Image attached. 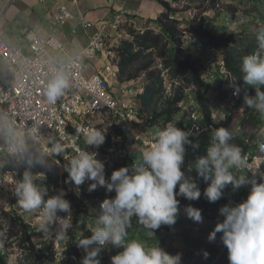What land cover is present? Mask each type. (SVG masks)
<instances>
[{"label": "clouds", "instance_id": "obj_1", "mask_svg": "<svg viewBox=\"0 0 264 264\" xmlns=\"http://www.w3.org/2000/svg\"><path fill=\"white\" fill-rule=\"evenodd\" d=\"M123 24L120 25L118 22V34L115 33L114 24L112 25L113 30L110 31L112 36L117 39V42H113L115 56L112 61L115 72L119 60L116 49L121 43L120 28H123ZM131 26L133 25L130 24ZM146 28L155 29L156 25L154 23L153 27ZM187 38L188 36H186L185 44ZM189 39L194 44L193 39L191 37ZM256 42V49L251 54L242 57L240 67V71L243 73L242 78L230 80L227 86L230 88L232 104L241 98L244 107L264 114V28L256 33ZM204 73V75L207 74ZM110 77L114 78V82H111L114 88L115 82H119L128 85V88L133 92H137L136 96L132 94L130 96H133L132 100L138 105L139 116L141 105L140 101L138 103L135 98H138L143 88L132 87L130 84L134 82V79L120 82L117 75ZM67 87L68 80L63 73H55L44 88L48 101L55 103ZM233 113L234 110L229 111L225 116V118L232 117L229 128L223 126L215 128L213 125L201 126L197 123L200 114L197 115L196 110L189 113V119L193 121L192 128H196L197 131H210V144L207 146L205 154L198 156L194 164L188 166V171L194 169L197 177L207 184L203 190V196L210 203L220 200L224 190L228 193L227 198L238 200L243 197L242 187L247 186L246 199L239 203H229L220 207L219 215L223 217V220L217 221L207 239L209 242H214L217 233L221 234L220 240L228 251L229 264H264V169H249L247 175L244 172L242 173L245 175L236 174L244 168L246 163L243 154L245 138L262 141L258 144L260 153H264V139L253 135L252 132L245 134L240 127H233ZM137 127L142 128L141 126ZM190 129H184L178 123H167L155 136H149L155 137V139L149 142L146 149L140 150V159L129 166H122L112 171L110 178L107 179L105 162L97 158L98 152H90L87 148L80 150L74 158L63 165V170L67 173L64 181L65 188H70L69 185L72 186L71 190H74L76 195L72 191L68 193L64 188L60 189V174L55 167L54 160L49 156L48 158L52 159L55 171L59 175L58 177L55 174L57 190L54 195L49 194V188L43 183H36L37 177L30 171L23 172L22 178L16 182L14 177L21 165L17 169L15 168L17 173L13 175L15 183L13 194L17 198V205L24 212L35 213L41 217L35 232L40 230L37 232L44 234L45 239L52 237L50 244L43 245V241H41L39 248H46L50 245L55 256L54 250L61 246V251L64 248L63 252H65L63 258L70 259L73 264H181L182 254L180 253L169 254L158 243L147 246L141 241L135 239L129 241L126 238L129 236L128 229L132 227L133 218L136 219L138 225L144 228L138 227V233L148 230L149 236L155 235L156 230L160 229L162 225L174 226L180 212L179 205L183 204L177 197L188 200L187 203H184L188 205L183 208V212L194 223L201 224L205 217L218 216L219 206L226 201L219 203L214 210L203 208V211L190 204L191 201L198 200L202 195L197 181L183 170L187 146L199 147L190 139L192 136ZM81 131L87 147L92 146L99 149L105 143L107 128L101 130L88 127ZM28 141L32 140L26 141L28 153L23 165L28 162L32 163L29 161L28 155L34 150L29 149ZM33 144L36 145L34 142ZM52 151L58 155L62 149L57 146ZM0 156L3 159V156ZM55 157L53 155V158ZM37 163L51 171L44 159L38 160ZM4 165L9 164L4 162ZM10 166L11 168L6 171L13 170L11 164ZM234 169L236 171H233ZM5 172L0 178H4ZM45 177L46 172L39 173L41 180ZM86 181L92 182L84 187L81 194V186ZM4 185L5 183H0V188ZM238 189L239 194L233 192ZM67 194L68 199H66ZM73 198L78 199L80 205L84 206L87 212H81L78 215ZM90 201L96 203L95 209L90 206ZM71 203L75 208L74 222ZM198 205H201V202ZM12 208H14L13 205ZM91 215L96 225L83 229L82 224L85 225L88 222V216L91 217ZM76 223H81L78 235L77 232L72 233ZM53 226L56 227V230L53 229ZM87 230L91 231L90 236L84 235V231ZM77 236L80 238L79 240ZM62 240H66L65 244H61ZM71 240L79 254L70 253L68 250L67 244ZM112 247L119 250L115 255H112ZM0 248H3L2 242H0ZM103 249L107 255L101 263L99 254ZM10 254L7 264H14L11 263L14 260L11 259ZM20 256H22L21 252ZM208 256L209 253L203 251V257L207 259ZM55 258H58L57 255Z\"/></svg>", "mask_w": 264, "mask_h": 264}, {"label": "built area", "instance_id": "obj_2", "mask_svg": "<svg viewBox=\"0 0 264 264\" xmlns=\"http://www.w3.org/2000/svg\"><path fill=\"white\" fill-rule=\"evenodd\" d=\"M78 1L59 0L50 17L51 21L62 24L77 18L83 22L82 14L69 7L70 4L76 5ZM118 22L114 24L116 34ZM112 35L103 28L79 52L55 60L49 51L59 52L65 48V43L56 36H41L34 29L30 30L26 34L30 53H24L0 33V57L8 70L7 77H0V155L13 168L5 172L0 183L7 180L13 183L17 167L25 164L27 140H32L45 155L54 160L60 174V189L64 188L68 193L72 191L75 194L71 190L72 186L65 188L67 173L64 172L63 165L80 150L87 148L90 152H98L97 158L105 162L107 179L112 171L134 163L136 159L132 153L138 151L140 154V150L146 149L149 142L155 139L143 134L142 128L133 124L141 122L138 105L129 99L131 94L136 96L137 92L119 82H115L117 88H114L110 82L109 76L116 77L112 59L115 56L113 42H117V39ZM97 52H102L106 64L100 71L86 76L83 72L87 66L86 60L93 58ZM55 73H63L68 80V87L55 103H51L44 88ZM88 127L101 130L107 128L105 143L99 149L85 145L81 130ZM260 142L262 141L259 139L245 138L243 154L246 163L237 175L242 172L247 175L249 169H262L264 153L259 152ZM57 146L62 149L58 155L52 151ZM53 155L56 157L53 158ZM91 182L86 181L81 186V194ZM233 192L239 194V189ZM68 198L67 194L66 199ZM71 206L74 222L75 208L72 203ZM35 219L41 220V217L36 214ZM53 229L56 230V227L53 226ZM106 255L103 249L99 254L101 263ZM81 260L82 258L80 263Z\"/></svg>", "mask_w": 264, "mask_h": 264}, {"label": "trees", "instance_id": "obj_3", "mask_svg": "<svg viewBox=\"0 0 264 264\" xmlns=\"http://www.w3.org/2000/svg\"><path fill=\"white\" fill-rule=\"evenodd\" d=\"M164 11L153 21L156 25V29L146 28L144 30H137L133 26L129 27L127 32L129 37L121 41L119 47L116 49L118 55V63L116 65V75L120 82L130 81L136 79L140 73L144 74L145 84L143 91L138 95L140 101L139 118L140 123L134 122V125L141 126L144 128L159 125L162 129L167 123L174 122L178 123L180 127L184 129H190L193 121L191 119L185 120L184 117L179 118V114L182 111L180 103L185 98V89L189 85L193 84L198 89L196 95L197 101L200 104V115L199 125H213L215 128L226 127L229 128L232 123V117L227 116L225 119L220 120L216 123L211 117L210 104L203 99L201 89L207 87V82L202 75L204 74V67L202 63L197 62L193 57L192 53L186 52L185 40L186 36H190L194 41V46L198 47L200 44H207L215 48L222 55L224 66L227 69L228 76L225 81L229 85V81L233 79H240L243 73L240 71L242 57L251 54L257 47L254 42L244 45V48L238 47L239 41L234 37L226 36L223 31L217 32L218 29L212 27L209 23L207 16L199 15L204 13L207 9H213L214 15H217L219 11L216 8V0H203L207 4H198L196 8L199 9V14L193 18L185 17V24L176 18V8L171 6L168 0H157ZM177 1V0H171ZM172 16V17H171ZM216 18V17H214ZM126 27L127 24H123ZM158 65L160 67H157ZM164 71L170 77L169 80L172 82H179L173 89V92L167 96L164 88ZM220 90H225L219 85ZM254 92V90H252ZM163 98V103L158 106V100ZM222 97L220 100H223ZM230 130V129H229ZM195 143L199 145L198 148L187 146V152L185 156V167L183 170L191 178L195 179L198 186L201 189V197L198 200L191 201V205L199 208L203 211V208L215 209L216 206L228 200L227 191L224 190L223 197L214 202L210 203L203 196V190L207 184L199 177L194 169L188 171V166L194 164L198 156L205 154L206 147L210 144V131L201 130L196 134H192L190 137ZM27 145L30 150H34V144L32 141H28ZM30 155H28L29 158ZM38 159L34 160L31 164L21 165L18 169V173L15 175V181H19L22 178V174L25 171H30L34 176L37 177L36 183H43L44 186L49 188V194L54 195L57 190V177L55 175L53 161L50 158H46L47 167L51 168L48 171L47 168L37 163ZM11 166L4 165L2 167V173ZM46 172L45 179L39 178V173ZM15 190V187H14ZM11 192V203L15 207L17 205V198ZM178 191V186H177ZM180 203H187L188 200L183 197H177ZM201 202V205L197 204ZM76 212L79 215L81 212H87L84 206L80 205V201L73 198ZM1 213L7 214L12 224L17 226L15 233H8L4 228V222H0V242L3 244V248H0V264H7L9 259V252L6 247H10L13 243L7 241L8 237L13 234L17 236L18 242L16 247L20 250L23 257L26 258L31 264H56L57 259L54 256L52 247L49 245L46 248H39L37 243L34 241V227L19 217L15 209L12 208L9 211L1 210ZM96 225V224H95ZM144 229L142 226L136 223V219L132 220V227L128 229L129 237H134L139 229ZM84 228V223L82 224ZM165 226H161L162 230ZM85 236H90L91 231H84ZM6 237V238H5ZM128 237V236H127ZM15 242V241H14ZM15 244V243H14ZM67 248L70 253L79 254L78 250L74 246V242L71 240L67 244ZM119 251L118 249L112 250L113 255ZM112 256V255H111ZM110 256V257H111ZM109 257V258H110ZM60 264H73L70 259H67Z\"/></svg>", "mask_w": 264, "mask_h": 264}, {"label": "crops", "instance_id": "obj_4", "mask_svg": "<svg viewBox=\"0 0 264 264\" xmlns=\"http://www.w3.org/2000/svg\"><path fill=\"white\" fill-rule=\"evenodd\" d=\"M57 2L59 0H45L44 2L41 0H0L1 35L10 44L18 46L24 53H30L29 41L26 39V34L30 30L34 29L41 36H56L65 43V48L62 51H52L54 53L49 51L50 56L57 60L65 55L79 52L101 29L105 28L106 33L112 31V25L116 21H119L120 25L127 23L132 24L135 29H144L153 27V21L163 11V7L157 0H79L76 5L70 4L69 7L73 8L75 12L81 13L84 21L70 19L59 24L54 23L50 18L56 10ZM120 32H125L124 27L120 28ZM86 64L85 69L91 74L104 67L106 58L102 52H97L93 58L86 60ZM7 76V67L0 57V77ZM113 79L110 77V82H114ZM234 102L237 103V108L234 109L232 126L240 127L245 134L252 132L253 135L264 139V114L244 107L241 98ZM132 155L134 159L138 160L137 151H134ZM262 169H264V165ZM246 191L247 186L242 187V198L237 200L229 197L224 204L219 206L217 217H205L201 224L194 223L191 219L188 222L184 217L182 221L183 211H180L174 226L163 225L165 228L156 231L153 236H149L148 230H145L137 239L134 238L135 236H128L126 239L130 241L134 238L147 246L158 243L169 254H182L181 264H229L228 251L220 240L221 234L217 233L214 242H209L207 237L217 221L223 220V217L219 215L220 207L229 203H239L246 199ZM186 205L188 204H180L179 207L181 209ZM0 206L6 211L12 209L11 197L3 193L1 188ZM183 222L187 228L180 225ZM203 251L209 253L207 259L203 257Z\"/></svg>", "mask_w": 264, "mask_h": 264}, {"label": "rangeland", "instance_id": "obj_5", "mask_svg": "<svg viewBox=\"0 0 264 264\" xmlns=\"http://www.w3.org/2000/svg\"><path fill=\"white\" fill-rule=\"evenodd\" d=\"M171 6L176 8L178 11L176 12V17L178 20L182 22V25L184 26L185 17L193 18L196 15H198L199 9L196 8V6L200 3L207 4V2L203 0H177L171 1ZM216 8L219 11L217 15H214L213 9H207L204 13H200L199 15L207 16L209 19V23L212 27L215 29H218L217 32L220 30L225 33L226 36L230 35L234 37V39L239 41L238 47L244 48V45H247L249 43L256 42V33L261 29L264 28V0H216ZM164 11V9H163ZM162 11V12H163ZM216 17V18H214ZM115 23V22H114ZM130 27V24H127L125 28V32H120L122 35L120 38V41H122L125 38H128L129 34L127 32L128 28ZM156 29V28H155ZM188 36V35H187ZM190 36L187 38L186 51L191 52L193 54V57L198 60L197 62L202 63L204 67V71L207 73L206 75H202L204 79L209 82L207 84V87H203L201 89V94L203 95V99H205L211 107V117L214 121L218 122L221 119H224L226 114L229 113V111H232L237 108V103H233V99L230 96V88H228L227 83L224 82L226 77L229 75L227 72V69L224 66L222 55L217 51L215 48H213L210 45L203 44L198 46L199 48H195L194 44H192V41L189 39ZM190 44V45H188ZM52 52V51H51ZM55 52V51H54ZM52 52V53H54ZM157 61V67H160L158 65ZM84 74L86 76L90 75L86 69H84ZM212 74V76H210ZM206 76V77H205ZM231 79H233L232 76H230ZM164 88L165 93L167 96H169L173 89L177 86L179 82L175 81L172 82L169 80V76L164 71ZM145 79L144 74L140 73V75L134 79V82L130 84L132 87L139 89L140 87H144ZM219 85L225 90V92H222L220 90L219 93ZM117 88V86H115ZM198 89L193 84L189 85L187 89H185V98L180 103V106L182 107V111L179 114L180 117H184L185 120L189 119V113L193 110H196L197 115L200 114V104L197 101L196 95L198 94ZM224 97V99L221 101L220 99ZM130 99H133V96H130ZM135 100L139 103V99L135 98ZM163 103V98H160L158 100V106H160ZM234 117V114H232ZM192 128V127H191ZM160 130L159 125L151 126L144 128L142 127V133L148 136H155V134ZM192 134H196L199 131L197 129L192 128L190 129ZM207 148V147H206ZM131 152H133L131 150ZM138 152V151H137ZM139 154V153H138ZM140 155V154H139ZM137 156V159H140V156ZM48 156H46L37 145H34V151L31 152L29 161L33 162L34 160L38 159H44L46 160ZM53 163V162H52ZM4 164V160L0 158V177L2 176V166ZM29 164V162H28ZM54 166V164H52ZM55 171V167H54ZM55 174L59 177V175ZM15 183H11L7 180L5 182L4 186H1V189L3 190V193L7 194V196L11 197V192L14 190ZM13 189V190H12ZM2 204V203H1ZM2 206V205H1ZM0 206V222H4V228L5 230L10 233H15L17 226L12 224L10 218L5 213H1V210L3 209ZM90 206L95 209L96 203L94 201H90ZM4 207V206H3ZM16 213L19 215L21 219H23L28 224L32 225L35 230L36 226L39 225L40 219L35 220V213H27L24 212L18 205H15L14 207ZM9 211V210H7ZM180 211H183V208L180 209ZM183 217L190 221L189 218L186 217L184 212L182 213V221ZM204 221V219H203ZM82 222V221H81ZM81 223H76L75 228L72 230V233H80V225ZM95 224V220H93L92 215L91 217L88 216V222L84 225L83 229L93 227ZM180 225L184 228H187L185 223H180ZM40 231V230H37ZM35 232L33 234V237L35 238L34 241L37 243L38 247H41L40 242L43 241V245L45 243H49L52 241V237L44 238V234H41L40 232ZM11 235V237L7 238L8 243L12 242L13 244L10 247H6V250L9 251L11 259L14 261H11V263L14 264H31L28 260H26L25 257L20 256V250L15 246L18 242L17 236ZM141 233H138L135 235V239H137L140 236ZM6 238V237H5ZM78 240L80 239L77 236ZM132 238V239H134ZM15 241V242H14ZM77 241V240H76ZM66 240H62L61 244H65ZM15 243V244H14ZM55 251V256L57 255L58 261H56V264H60V262H64L66 258H63L65 255V252L61 251V246ZM73 261V260H72ZM74 262V261H73Z\"/></svg>", "mask_w": 264, "mask_h": 264}]
</instances>
